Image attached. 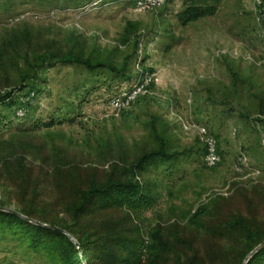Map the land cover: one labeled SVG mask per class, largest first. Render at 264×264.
Masks as SVG:
<instances>
[{
    "label": "rangeland",
    "instance_id": "1",
    "mask_svg": "<svg viewBox=\"0 0 264 264\" xmlns=\"http://www.w3.org/2000/svg\"><path fill=\"white\" fill-rule=\"evenodd\" d=\"M140 1L0 0V91L15 102L0 105V202L70 225L78 190L155 150L157 133L172 157L137 178L153 203L92 207L75 230L156 232L169 250L144 264H238L241 237L210 230L236 216L264 233V0H207L214 15L188 24L182 14L197 0ZM68 54L118 72L59 64ZM140 80L144 95L110 107ZM201 129L216 142L215 167L204 164ZM0 264L56 262L6 232Z\"/></svg>",
    "mask_w": 264,
    "mask_h": 264
},
{
    "label": "trees",
    "instance_id": "2",
    "mask_svg": "<svg viewBox=\"0 0 264 264\" xmlns=\"http://www.w3.org/2000/svg\"><path fill=\"white\" fill-rule=\"evenodd\" d=\"M209 1L214 5L220 2V0ZM207 3V0H197L188 6L182 14V23L188 24L200 18L214 15L216 8L208 6ZM36 62H38L37 67L41 68L40 65L48 61L41 57ZM58 63L82 66L89 71L105 68L111 72H118L115 67L105 62L91 60L81 54L65 55L59 58ZM34 69L28 65L24 77L30 78ZM6 104L15 105V102L12 101V93L0 91V105ZM21 109H25V104L21 106ZM52 126V122L45 125L46 128ZM155 138L158 147L142 154L131 164L123 165L116 178L108 177L101 183L91 182L86 190H78L75 203L66 210L72 219V224L47 222V220L35 218L30 210L18 211L23 217L46 227L39 226L0 210V233L4 235L9 232L18 235L23 245H28L33 249H42L55 260L56 264H144L148 258L159 259L162 253L168 252L169 246L156 232L151 233L145 239H140L139 232L135 233L136 237L119 233L108 238H96L75 230L79 218L92 207L102 211L122 207L135 209L153 203V198L146 193L137 178L156 158L169 160L172 157L167 142L157 133H155ZM0 208L8 209L2 202H0ZM210 231L214 235H238L241 237L245 251L238 264H243L247 256L264 242V233L258 228L251 227L241 217L233 216ZM74 238L76 243L72 240ZM247 264H264V247Z\"/></svg>",
    "mask_w": 264,
    "mask_h": 264
},
{
    "label": "built area",
    "instance_id": "3",
    "mask_svg": "<svg viewBox=\"0 0 264 264\" xmlns=\"http://www.w3.org/2000/svg\"><path fill=\"white\" fill-rule=\"evenodd\" d=\"M168 0H143L139 3L143 8L149 9L153 7H160L167 3ZM149 81V80H148ZM148 81L140 80L134 87H132L129 91L116 96L111 99L110 107L114 110H121L127 106H129L132 102H134L138 97L144 95L146 93V86ZM199 137L204 144L205 153H204V164L207 167H215L220 162V157L217 153L216 142L207 135V132L204 129L199 131ZM263 144H264V134L262 136Z\"/></svg>",
    "mask_w": 264,
    "mask_h": 264
},
{
    "label": "water",
    "instance_id": "4",
    "mask_svg": "<svg viewBox=\"0 0 264 264\" xmlns=\"http://www.w3.org/2000/svg\"><path fill=\"white\" fill-rule=\"evenodd\" d=\"M0 210L2 211H5V212H9L15 216H18V217H21L23 218L25 221L27 222H30V223H33V224H36V225H39V226H45V225H42L36 221H33V220H30L26 217H23L22 215H20L18 212L14 211V210H11V209H4V208H0ZM46 227V226H45ZM73 240V239H72ZM74 241V240H73ZM76 243V242H75ZM264 247V242H262L257 248H255L248 256L247 258L245 259L244 263L243 264H247L248 261L262 248Z\"/></svg>",
    "mask_w": 264,
    "mask_h": 264
}]
</instances>
